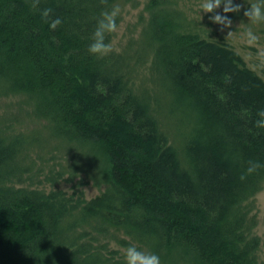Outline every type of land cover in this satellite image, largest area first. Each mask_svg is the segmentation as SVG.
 <instances>
[{"label": "trees", "instance_id": "1", "mask_svg": "<svg viewBox=\"0 0 264 264\" xmlns=\"http://www.w3.org/2000/svg\"><path fill=\"white\" fill-rule=\"evenodd\" d=\"M177 1L148 0L138 38L98 58L101 11L118 4V27L137 0H0V98L22 96L27 125L40 123L0 118V264H123L129 246L161 264H264L252 214L264 79ZM54 152L65 164L45 173ZM80 174L103 192L39 188Z\"/></svg>", "mask_w": 264, "mask_h": 264}, {"label": "rangeland", "instance_id": "2", "mask_svg": "<svg viewBox=\"0 0 264 264\" xmlns=\"http://www.w3.org/2000/svg\"><path fill=\"white\" fill-rule=\"evenodd\" d=\"M147 1L137 0V7L125 6L122 13V21L118 25L117 31L113 33V38L110 42L112 51L118 52L130 38H138L147 18V13L144 11ZM256 2L258 0H233V4L241 6L240 11L226 14L222 12V5L214 13L200 12L199 5L202 3V0H178L177 7L185 13L189 20L194 21L195 26L199 28L205 38L228 44L241 56L247 67L254 70L264 79V23L252 25L243 15V12L249 5ZM217 13L226 15L231 20V25L223 27L222 25L213 23L210 17ZM248 28H252L253 32L257 35L258 39L255 42H248L245 35ZM22 102L23 97L20 95L0 98V118L5 120V123L14 128V130L23 131L39 127L40 123L37 122L27 125L28 118L25 114L27 107ZM56 156L57 159L55 161L43 164L45 173L51 169L56 172L60 170L59 164H65L66 156L64 153L56 154ZM48 157H51V155H47ZM37 163L39 166L41 165V162L37 161ZM68 176L65 175L64 178L67 179ZM40 180L42 179L40 178ZM42 181L43 184L39 185L40 189H45L46 191L62 190L69 196L82 192L83 198L86 200L100 195L104 190V186L96 187L93 185V182L88 180L85 174L78 175L71 182L64 181L63 179L54 185H49L44 180ZM253 207L252 214L257 220L254 234L261 240L258 259L260 263H264V185L262 190L253 198ZM111 248H114V250L119 249L114 244L111 245ZM124 252L121 251V254L124 255Z\"/></svg>", "mask_w": 264, "mask_h": 264}, {"label": "clouds", "instance_id": "3", "mask_svg": "<svg viewBox=\"0 0 264 264\" xmlns=\"http://www.w3.org/2000/svg\"><path fill=\"white\" fill-rule=\"evenodd\" d=\"M102 2L107 3V0H102ZM38 4L39 0H32L31 6L36 8ZM221 5L223 6L222 12L224 14L239 12L241 7L238 4H233V0H202V3L199 5V10L203 13H214ZM51 13L52 9L46 8L42 10L41 16L47 20ZM119 14L120 6L118 4H113L101 11L92 34V42L87 49L90 55L102 58L111 53L112 48L110 44L105 41L109 34L117 31V18ZM243 15L252 25L264 23V0H258V2L250 4L243 12ZM210 18L213 23L222 25L223 27H229L232 23L226 15L220 13ZM60 23L61 20L56 18L51 21L50 27L55 29ZM245 35L249 43L255 42L258 39L252 28H248ZM253 125L257 129L264 130V109L258 110L257 119L253 122ZM258 167H260V165L250 162L249 168L246 171L250 174ZM240 179H245V176L242 175ZM123 264H161V261L159 256L155 253L142 251L136 246H129L125 249Z\"/></svg>", "mask_w": 264, "mask_h": 264}]
</instances>
